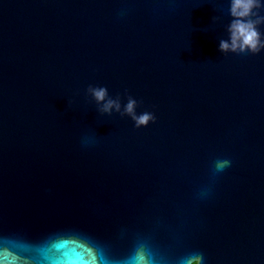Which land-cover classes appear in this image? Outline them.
I'll return each instance as SVG.
<instances>
[{
    "label": "water",
    "instance_id": "1",
    "mask_svg": "<svg viewBox=\"0 0 264 264\" xmlns=\"http://www.w3.org/2000/svg\"><path fill=\"white\" fill-rule=\"evenodd\" d=\"M231 4L0 0V256L264 264V51L218 50ZM129 97L155 122L121 115Z\"/></svg>",
    "mask_w": 264,
    "mask_h": 264
},
{
    "label": "clouds",
    "instance_id": "2",
    "mask_svg": "<svg viewBox=\"0 0 264 264\" xmlns=\"http://www.w3.org/2000/svg\"><path fill=\"white\" fill-rule=\"evenodd\" d=\"M261 5V0H232L230 13L233 19L228 26L229 38L220 40L218 50L223 53L252 54L256 55L264 51V37L257 29L256 25L264 20V17L253 21L250 17L252 10ZM88 92L95 99L98 105L102 104L100 111L109 113L113 108L121 111V102L112 99L108 95V90L103 86H89ZM121 115L129 116L136 128L147 127L149 123L155 122V115L145 111L137 113V101L129 97L123 107ZM229 161H218L217 169L223 170L229 165ZM41 264H108L102 252L92 250L82 244L69 247L68 242L53 243L40 249ZM17 257L12 253L0 256V264H16ZM199 256L190 259L187 264H201ZM129 264H148L145 256L137 254Z\"/></svg>",
    "mask_w": 264,
    "mask_h": 264
}]
</instances>
